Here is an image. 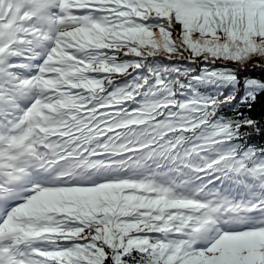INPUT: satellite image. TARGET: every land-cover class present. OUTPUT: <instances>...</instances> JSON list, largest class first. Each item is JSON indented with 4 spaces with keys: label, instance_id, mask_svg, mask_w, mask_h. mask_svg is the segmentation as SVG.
I'll return each mask as SVG.
<instances>
[{
    "label": "snow or ice",
    "instance_id": "6c2138e0",
    "mask_svg": "<svg viewBox=\"0 0 264 264\" xmlns=\"http://www.w3.org/2000/svg\"><path fill=\"white\" fill-rule=\"evenodd\" d=\"M256 70L264 0H0V264H264Z\"/></svg>",
    "mask_w": 264,
    "mask_h": 264
},
{
    "label": "trees",
    "instance_id": "16d2710c",
    "mask_svg": "<svg viewBox=\"0 0 264 264\" xmlns=\"http://www.w3.org/2000/svg\"><path fill=\"white\" fill-rule=\"evenodd\" d=\"M249 75L257 77V78H264V72L260 70L253 71L249 73ZM256 119L264 121V95L258 98L256 104L254 105L251 113ZM255 141L259 143L261 141L260 137H256Z\"/></svg>",
    "mask_w": 264,
    "mask_h": 264
}]
</instances>
